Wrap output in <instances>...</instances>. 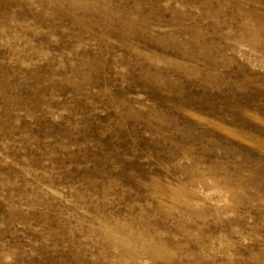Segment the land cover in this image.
Wrapping results in <instances>:
<instances>
[{"label": "rangeland", "instance_id": "rangeland-1", "mask_svg": "<svg viewBox=\"0 0 264 264\" xmlns=\"http://www.w3.org/2000/svg\"><path fill=\"white\" fill-rule=\"evenodd\" d=\"M0 264H264V0H0Z\"/></svg>", "mask_w": 264, "mask_h": 264}]
</instances>
